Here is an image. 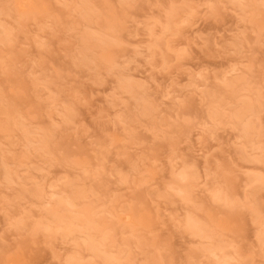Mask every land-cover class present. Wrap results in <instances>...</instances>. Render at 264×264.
I'll use <instances>...</instances> for the list:
<instances>
[{
  "label": "rangeland",
  "instance_id": "rangeland-1",
  "mask_svg": "<svg viewBox=\"0 0 264 264\" xmlns=\"http://www.w3.org/2000/svg\"><path fill=\"white\" fill-rule=\"evenodd\" d=\"M31 1L0 0V264H212L203 246L222 242L231 264H264V0ZM52 192L89 206L108 254L83 249L84 227L54 231Z\"/></svg>",
  "mask_w": 264,
  "mask_h": 264
},
{
  "label": "bare ground",
  "instance_id": "bare-ground-1",
  "mask_svg": "<svg viewBox=\"0 0 264 264\" xmlns=\"http://www.w3.org/2000/svg\"><path fill=\"white\" fill-rule=\"evenodd\" d=\"M13 1V5L15 6V8L18 10V11H20L21 13H24V9L26 8V11L27 10H30L31 8H32V1L31 0H12ZM85 4V3H84ZM28 8V9H27ZM25 11V12H26ZM109 28H111V26L109 27ZM110 30H112V29H110ZM114 30V29H113ZM88 35V34H87ZM89 36V35H88ZM90 39H91V37H90ZM89 39V37L87 38V36H86V38H85V40H87V41H89L90 40ZM100 40V39H99ZM83 41V40H82ZM91 41V40H90ZM89 41V42H90ZM89 42H85L84 44L86 45V47L88 46V44L90 45V43ZM92 42V41H91ZM83 43V42H82ZM94 43V42H93ZM97 43V42H96ZM96 43H94V44H96ZM83 44V45H84ZM89 47V46H88ZM86 50V49H85ZM178 56V55H177ZM178 58V57H177ZM110 61V60H109ZM127 80V79H126ZM197 80V79H196ZM198 81V80H197ZM128 83H131V82H128ZM200 83V82H199ZM205 83V82H204ZM124 84H126L127 85V88H129L130 89V87H133V86H129V84H127V82H125ZM134 84V83H133ZM203 85H205V84H203ZM199 86H200V84H199ZM202 86V85H201ZM200 86V87H201ZM125 87V86H124ZM140 87V86H139ZM135 88V87H134ZM199 88V87H198ZM197 88V90H199ZM137 89V88H136ZM135 89V90H136ZM129 91V90H128ZM132 92V91H131ZM166 92H168V91H166ZM134 93V92H133ZM131 94V93H130ZM136 96V95H135ZM140 99V98H139ZM145 99V98H144ZM146 101V100H145ZM243 102V101H242ZM245 102V101H244ZM141 106V105H140ZM146 106H148V105H146ZM241 106H243V105H241ZM247 106V107H246ZM250 106L251 105H245V106H243L242 107V110H240V112H242L243 113V111H247L248 112V110L249 111H251V108H250ZM245 107V108H244ZM11 108V107H10ZM213 108V107H212ZM218 108V107H217ZM229 108V107H228ZM142 109V108H141ZM144 109V108H143ZM216 109V108H215ZM214 109V110H215ZM69 110V109H68ZM148 109L146 108V111H147ZM150 110V109H149ZM217 110V109H216ZM233 110V109H232ZM141 111V110H140ZM246 111L244 112V113H246ZM9 112V111H8ZM143 112V111H142ZM141 112V113H142ZM149 111H148V115H149ZM213 113H215V114H213ZM213 115H215V116H217V115H219V112H218V110L217 111H213ZM222 113V112H221ZM243 113V114H244ZM249 113V112H248ZM143 114V113H142ZM243 114H239L238 112H236V113H234V117L236 118H233V116L231 117L232 118V120H241L242 119V117H244L245 118V116H240V115H243ZM247 114V113H246ZM70 115V114H69ZM144 116L145 115H147L146 113H144L143 114ZM213 118H216V117H213ZM218 118V117H217ZM10 119V118H9ZM211 119H212V117H211ZM217 120H219V119H217ZM119 121H120V119H119ZM238 122H240V121H238ZM241 122H242V120H241ZM17 123V122H16ZM20 123V122H19ZM18 123V125H20ZM237 123V122H236ZM248 123V122H247ZM22 124H24V123H22ZM246 124V123H245ZM244 124V125H245ZM25 125V124H24ZM30 125V124H29ZM235 125V124H234ZM238 125V124H237ZM247 125V124H246ZM252 125V124H251ZM251 125L249 124V126L251 127ZM21 126V125H20ZM31 126V125H30ZM25 127H26V125H25ZM236 127V126H235ZM248 127V125L245 127V129H242L243 131H244V133L245 134H247L248 132L247 131H250L251 130V128H247ZM12 128V127H11ZM241 128H243V127H241ZM249 129V130H248ZM28 129H26V132H28L27 131ZM242 131V132H243ZM21 132V131H20ZM23 132V131H22ZM36 133V132H35ZM243 133V134H244ZM25 134V133H24ZM32 133H31V130L26 134V136L28 137L27 139L29 140V135H31ZM39 134V133H38ZM32 136V135H31ZM33 136H34V133H33ZM45 137H46V140H44V138L42 139H39L38 141H39V145L41 144V146L40 147H38L40 150L41 149H43V148H48V147H46L47 146V141L49 140V137L47 138V135H45ZM246 137V136H245ZM31 139H33V140H35L33 137H31ZM48 139V140H47ZM32 140V141H33ZM32 141H28L29 142V145L30 144H32V143H34V142H32ZM27 142V143H28ZM41 142V143H40ZM49 143V142H48ZM50 145V144H49ZM43 146H45V147H43ZM30 147V146H29ZM27 148H28V146H27ZM37 148V150L39 151V149ZM29 149H31V148H29ZM28 149V150H29ZM33 149H36V148H34L33 147ZM33 149H31V150H33ZM47 150V149H46ZM45 150V151H46ZM10 151V150H9ZM3 152V151H2ZM8 152V151H7ZM27 152V151H26ZM41 152V151H40ZM47 152V151H46ZM10 153V152H9ZM30 154L31 152H30V150L27 152V154ZM48 154V153H47ZM15 157V156H14ZM22 158V157H21ZM2 159V158H1ZM8 159V158H7ZM6 159V160H7ZM26 159H27V157H26ZM16 161H18V160H16ZM0 162H1V160H0ZM5 162V163H4ZM23 162V161H22ZM13 164H15V163H13ZM23 164V163H22ZM21 164V165H22ZM2 165V175L4 176V179H5V181L4 182H6V184L7 185H9V186H12L13 185V183H15L16 184V181H17V179L19 180V181H21V180H23V178H20L19 177V175H18V172H17V169H12V168H10V167H12L11 166V164H10V167H9V164H7V161H3V163L1 164ZM16 166V165H15ZM23 166H24V164H23ZM22 166V167H23ZM18 167V166H17ZM14 168H16V167H14ZM185 171V170H184ZM182 172V173H179L178 174V177L181 179V182H185V180H188L189 179V173H187V172ZM191 173V172H190ZM2 176V177H3ZM192 177V176H191ZM190 177V178H191ZM177 179V177L175 178V180ZM27 180V179H26ZM31 181V180H30ZM177 181V180H176ZM33 182V181H32ZM28 183H30V182H28ZM6 185V186H7ZM30 185V184H29ZM31 185H32V183H31ZM35 185V184H34ZM186 185V184H185ZM181 186L180 188L179 187H177L178 189L176 190L177 191V193H180V194H182L183 196H184V198L186 197V195H188V194H190V186ZM188 185V184H187ZM37 186V185H36ZM45 187H48V186H45ZM49 188H50V186H49ZM44 189H46V188H44L43 186H38V188H35V190L32 192L33 193V195L35 196V197H37L38 199L40 198V197H44ZM46 191V190H45ZM29 192V191H28ZM31 193V192H30ZM29 193V194H30ZM179 194V195H180ZM59 196V194H55V193H50L49 194V197H48V200L45 202V204H47V205H50V204H53V203H50V202H52V201H50L49 202V200L50 199H52L53 200V198H54V196ZM78 195V194H77ZM71 196V197H70ZM79 196H73V194L72 195H69V197H68V195H66V197H64V196H62V193H61V195L58 197V200L53 204V206H56L57 208H60V209H56V208H52V209H49L48 208V210H47V215L49 214V216H50V219H53L54 220V223H53V225H56L55 226V228H54V231H56V230H59V229H61V228H59V227H61L62 226V229L61 230H63V227H64V230H63V232H64V235H66L67 237L68 236H70L72 233H73V231H74V229H75V227L76 228H78V229H80V228H82L83 229V227L85 228V231H87L88 232V234L87 235H85L86 236V238L84 239L85 240V246H83V247H86V248H83V249H86V251L87 250H89V251H91L93 254H96V258H98V256L99 257H101V255H100V252H103V253H105L106 252V249H104L103 247H102V250H101V247L99 246V242L100 241H98L99 239H98V237L96 238V236L94 237L93 235H91V233H90V231L91 232H93V227H95V225H94V223H95V221L96 220H94V222L91 220V218L94 216V214H93V211L91 212V213H89L90 212V210H89V206H88V208L87 207H85V209H78V211H76V212H74V211H72V209H73V207L76 205L75 203H74V201H75V199H77ZM182 198V197H181ZM183 198V199H184ZM186 199V198H185ZM50 203V204H49ZM61 203H63L62 205H63V207H65V210H64V212H66V213H64L63 214V212H62V210H61V208H62V206L60 205ZM46 205V206H47ZM64 205H66V206H64ZM51 208V207H50ZM77 208V207H76ZM62 209H64V208H62ZM88 209V210H87ZM92 209V208H91ZM62 213L61 215H59V213ZM57 212V213H56ZM55 214V215H54ZM65 214H67V215H65ZM92 214V216L90 217V215ZM57 215V216H56ZM52 217V218H51ZM135 217L133 216V214L132 213H123L122 215H120V217H119V220H120V222L124 225V226H134V225H136V223H135ZM51 221V220H50ZM53 222V221H52ZM80 225H79V224ZM96 223H98L97 221H96ZM206 225V224H205ZM184 228H185V231L187 230L189 233H191L190 235H193V237L195 236H197V238H202L203 240H205L206 239V241H207V235H209L208 233H209V231L208 230H211V229H208V230H206V228L203 226V224L202 223H200L197 219H195V218H193L192 216H187L186 217V219H184V226H183ZM96 228V227H95ZM92 229V230H91ZM82 231V230H81ZM186 231V232H187ZM212 231V230H211ZM77 231L75 230V232L74 233H76ZM79 234V233H78ZM80 234H82V233H80ZM207 234V235H206ZM211 234V233H210ZM214 234V233H213ZM77 235V234H76ZM82 236V235H81ZM81 236H80V238H81ZM105 237H106V235H104ZM194 237V238H195ZM70 238H72V237H70ZM76 238V237H75ZM96 238V239H95ZM212 238V237H211ZM77 239V238H76ZM98 239V240H97ZM109 239H111V238H109ZM82 240V239H81ZM101 241H103L102 240V238L100 239ZM107 240V239H106ZM209 240H210V238H209ZM97 241V242H96ZM108 241V240H107ZM200 241H201V239H200ZM199 241V242H200ZM109 242V241H108ZM219 241H217V243H218ZM83 243V242H82ZM195 243V242H194ZM84 244V243H83ZM211 244V246L208 244V246L209 247H205V246H203L204 247V249H203V252H206L207 254H208V256L209 257H211V258H209L208 256H207V254L205 255V253H203L204 255L203 256H206L207 257V259L209 258V259H211L212 261V264H231V257L229 256V255H227V254H225L223 251L224 250H222L221 249V246H222V244H224L223 242H222V244H219L220 246H216L215 247V245L216 244H212V243H210ZM202 246V245H201ZM212 246H214V248H212ZM109 247V246H108ZM218 247H220V248H218ZM223 247V246H222ZM83 249H81V250H83ZM103 249H104V251H103ZM110 249V248H109ZM101 250V251H100ZM108 250V249H107ZM88 251V252H89ZM110 251V250H109ZM108 251V252H109ZM90 252V253H91ZM111 253V252H110ZM197 253V252H196ZM105 254H108V253H105ZM112 255V254H111ZM202 255V254H201ZM191 256H192V254H191ZM202 256V257H203ZM104 257H105V255H104ZM110 257V256H109ZM112 257V256H111ZM206 257H205V259H206ZM113 258V257H112ZM193 258H194V256H193ZM87 259V258H86ZM85 259V260H86ZM102 259H104V260H106L107 259V256L105 257V258H102ZM115 259V263L113 262V260L111 261V259L110 258H108L107 260H109V263L108 264H119V261H120V258H117V260H116V258H114ZM122 259V258H121ZM208 259V261H210ZM84 260V255H82L81 253L78 255V254H72L70 257L68 256V258L67 259H65V262H64V264H82L81 262ZM84 262V261H83ZM105 262V261H104ZM121 262V261H120ZM209 264V263H208ZM234 264V263H233Z\"/></svg>",
  "mask_w": 264,
  "mask_h": 264
}]
</instances>
